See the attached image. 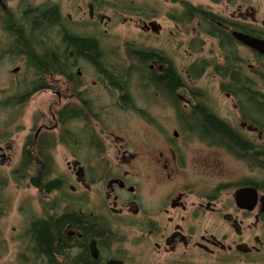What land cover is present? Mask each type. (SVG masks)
Returning a JSON list of instances; mask_svg holds the SVG:
<instances>
[{"label": "flooded vegetation", "instance_id": "af4514ba", "mask_svg": "<svg viewBox=\"0 0 264 264\" xmlns=\"http://www.w3.org/2000/svg\"><path fill=\"white\" fill-rule=\"evenodd\" d=\"M96 89L181 130L126 147ZM30 189L39 219L18 238L0 228V248L41 264L48 196L70 217L51 229L71 257L56 264H264V0H0V218L27 214Z\"/></svg>", "mask_w": 264, "mask_h": 264}, {"label": "rangeland", "instance_id": "374dc122", "mask_svg": "<svg viewBox=\"0 0 264 264\" xmlns=\"http://www.w3.org/2000/svg\"><path fill=\"white\" fill-rule=\"evenodd\" d=\"M119 61L116 65L111 63L112 66H120L121 60H115ZM85 77H91L90 72L87 71V74L85 73ZM95 79V77H93ZM84 79V77H83ZM97 79V78H96ZM104 92L96 89L95 90V96L102 102L110 105L109 113L111 115H106L105 121L102 123V127L106 132H114L118 134L119 136L123 137L125 139L124 146L126 147H132L135 145L140 144V137L146 136L147 133L152 132L154 128H158L161 131H180L181 128L179 127V124L177 122L173 121H164L162 119H159L157 123H148L143 120L135 119L130 115L123 116L118 101L116 100V97L111 95H104ZM54 97L50 94H46L42 97H38L37 100L32 104L35 107L38 105H48L51 100H53ZM160 110V108H159ZM31 114V113H30ZM144 133V135H143ZM86 154H83V157L86 158ZM90 157V156H89ZM69 156L67 155H60L58 157V164L61 168L62 175L67 178V166L66 163L70 160ZM69 183L66 184V187L64 189L63 196L64 201L71 200V193L68 189ZM53 196V195H52ZM22 198L25 199L26 202H29L26 205V208H29V212L27 214L20 213L22 209L20 210H13L11 211L10 215L8 217L0 218V228L4 229L5 233L13 236L14 238H18L19 234H24V231L22 229H19L17 232H13V228H20L26 227V223L24 222L30 218V220L33 219H39L40 217V206L41 203L44 204L45 202L44 197L40 195L37 191L30 189L23 193ZM48 205L46 207V214L47 216L52 217L54 214V208L50 207V204H53L54 199L51 196H48ZM49 217V218H50ZM41 257L37 256L35 251L33 249H20V248H0V264H41L40 262ZM47 264V263H46Z\"/></svg>", "mask_w": 264, "mask_h": 264}, {"label": "trees", "instance_id": "16d2710c", "mask_svg": "<svg viewBox=\"0 0 264 264\" xmlns=\"http://www.w3.org/2000/svg\"><path fill=\"white\" fill-rule=\"evenodd\" d=\"M54 57L47 56L45 60L42 62L40 61V66H44L45 68H52L55 69L58 67L57 62H55ZM23 174H27L26 170H21ZM49 175L48 171L45 170H35L33 175H30V177L27 175L28 178L33 180L34 185L38 186L40 183L43 184L47 179ZM47 193H50L51 188L55 189L57 186V182H50L47 185ZM59 220V219H58ZM55 221L53 217H50L47 219L46 223H40L37 221L35 224L32 225V227L35 229L33 232L37 237V241L43 242L44 245H46V250L44 253H46L47 257V264H56V260L54 258L55 254L58 256H66L68 258V261L71 260L70 255L64 251L65 248L58 247V249L54 248L53 242L55 241V237L51 235V229H53L56 233L58 232V223H62L63 225L70 221V217H64L59 221ZM35 253L38 255L39 251L36 250Z\"/></svg>", "mask_w": 264, "mask_h": 264}]
</instances>
